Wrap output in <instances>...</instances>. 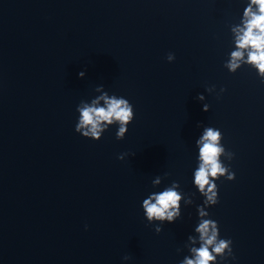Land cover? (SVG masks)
<instances>
[{"label":"clouds","instance_id":"1","mask_svg":"<svg viewBox=\"0 0 264 264\" xmlns=\"http://www.w3.org/2000/svg\"><path fill=\"white\" fill-rule=\"evenodd\" d=\"M241 24L242 27L237 25L232 29L235 33L236 50L231 52V59L225 64V67L235 72L240 67L239 62L244 57V51H247L246 63L254 65L259 74L264 76V0H248L243 10ZM174 59V54L169 53L167 60L171 62ZM78 75L83 78L85 73L82 71ZM96 91L101 92V95L91 101V106L85 101H81L77 106L79 117L75 125V132L84 138L99 141L108 126L118 122L116 139L123 140L129 124L134 120L133 105L122 96H110L104 91L102 85L97 87ZM198 99L203 100L204 97L200 95ZM99 100H104L106 107H97L96 104ZM203 111H209V105L204 104ZM221 138L222 133L219 129L204 127L201 136L195 142L198 148L197 158L200 163L194 171L193 184L200 195L204 197L203 205L205 206H215L219 203L216 181L220 180V177L227 173V180H235V173L229 170V166H222L219 160V156L225 152L224 147L218 144ZM227 155L234 156L232 152ZM123 158V154L118 157V159ZM159 181L160 177L157 176L153 183H159ZM178 186L179 184L174 181L173 187L166 188L159 193H151L143 200L142 208L148 223L151 224L153 220L172 223L181 218L179 201L182 198V193L176 191ZM188 203H193V201L189 200ZM197 212L198 218L210 215L200 205L197 206ZM85 229H87V225ZM161 231V227L155 228L157 234ZM194 231L200 234L199 239L202 243L199 248L191 249L194 258L186 256L180 261V264H212L217 261L218 255L221 256V259L227 257L235 259L232 250L233 242L231 239L220 238L217 221L211 218L199 219ZM188 239L193 240V236L190 235ZM225 249L228 250L226 257L222 255ZM213 253L217 255H213ZM123 259L127 260L129 257L125 256Z\"/></svg>","mask_w":264,"mask_h":264}]
</instances>
